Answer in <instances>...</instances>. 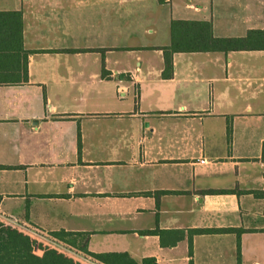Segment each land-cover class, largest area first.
Segmentation results:
<instances>
[{"label":"crops","instance_id":"obj_1","mask_svg":"<svg viewBox=\"0 0 264 264\" xmlns=\"http://www.w3.org/2000/svg\"><path fill=\"white\" fill-rule=\"evenodd\" d=\"M0 12L21 14L27 50L26 80L0 82V224L149 264H264V48L173 52L170 77L160 49L172 20L222 38L264 30V0ZM209 228L232 230L193 233L190 253L188 230Z\"/></svg>","mask_w":264,"mask_h":264},{"label":"trees","instance_id":"obj_2","mask_svg":"<svg viewBox=\"0 0 264 264\" xmlns=\"http://www.w3.org/2000/svg\"><path fill=\"white\" fill-rule=\"evenodd\" d=\"M22 24L19 12H0V82L26 80L27 50L22 45ZM171 41L168 46L160 47L163 52L164 68L162 75H172V54L177 51H228L238 48H264V30H249L244 37H215L211 25L206 21L172 20L170 25ZM264 159V143L262 148ZM230 189L211 190L228 192ZM256 196H264V191H252ZM232 229H189V252L191 235L227 231ZM239 232V229H234ZM51 235L71 247L93 257L103 264H149L150 259L137 262L126 253H91L80 233L58 230ZM32 239L10 225L0 224V264H79L71 257L48 246H40L41 256L30 253Z\"/></svg>","mask_w":264,"mask_h":264},{"label":"rangeland","instance_id":"obj_3","mask_svg":"<svg viewBox=\"0 0 264 264\" xmlns=\"http://www.w3.org/2000/svg\"><path fill=\"white\" fill-rule=\"evenodd\" d=\"M33 231L34 230H31L30 233L29 232H25L33 239V245L31 246V249H30V253L31 254H33L35 256H41L42 253H43V250L40 249V246L47 245L50 248H54L50 243H48V240H50V237L45 236L46 240H41L39 238V236H36L35 234H33ZM38 235H39V233H38ZM69 249H70V252L73 253V255L71 253L64 252L65 255L71 257L72 259L77 261L79 264H102L99 261H96V260L92 259L91 256L83 253L79 249H76V248L70 247V246H69Z\"/></svg>","mask_w":264,"mask_h":264},{"label":"built area","instance_id":"obj_4","mask_svg":"<svg viewBox=\"0 0 264 264\" xmlns=\"http://www.w3.org/2000/svg\"><path fill=\"white\" fill-rule=\"evenodd\" d=\"M164 1H167V0H164ZM201 162H202V160H201ZM13 218H11V220H12ZM30 230V229H29ZM32 230H34V229H32ZM36 230H34L33 231V234H35V235H38V232L36 231ZM28 235V234H27ZM29 236V235H28ZM47 237H50V240H48V243H50L54 248L53 249H55V250H59V252L61 251L62 253H64V252H67V253H71L72 255H73V253L72 252H70V249H69V244H67V243H65V242H63V241H61V240H59V239H56V238H54L52 235H46ZM31 238V237H30ZM32 239V238H31ZM32 245H33V239H32ZM45 246H47V245H45ZM71 247V246H70ZM65 254V253H64Z\"/></svg>","mask_w":264,"mask_h":264}]
</instances>
